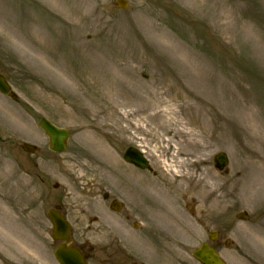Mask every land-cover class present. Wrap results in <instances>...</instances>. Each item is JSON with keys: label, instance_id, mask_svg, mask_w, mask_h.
I'll return each mask as SVG.
<instances>
[{"label": "rangeland", "instance_id": "1", "mask_svg": "<svg viewBox=\"0 0 264 264\" xmlns=\"http://www.w3.org/2000/svg\"><path fill=\"white\" fill-rule=\"evenodd\" d=\"M129 1L120 10L115 0H0V72L17 94H0V264H58L47 217L57 204L76 241L94 248L91 264L111 263L106 247L133 233L122 212L132 215L135 196L156 195L198 204L204 216L213 203L221 226L235 223L233 246L221 250L229 264H264V0ZM155 91L185 105V122H206L210 136L230 143L204 149L181 124L139 130L125 113ZM42 117L72 131L65 152L49 150ZM245 119L257 120L262 136ZM23 142L39 151L24 152ZM131 146L144 151L151 172L124 161ZM175 149L193 160L182 169L191 180L164 169ZM221 152L227 175L214 165ZM106 194L125 209L113 212ZM169 209L189 215L184 203ZM186 225L193 247L202 234ZM189 248L184 256L196 264Z\"/></svg>", "mask_w": 264, "mask_h": 264}, {"label": "flooded vegetation", "instance_id": "2", "mask_svg": "<svg viewBox=\"0 0 264 264\" xmlns=\"http://www.w3.org/2000/svg\"><path fill=\"white\" fill-rule=\"evenodd\" d=\"M184 207L190 208L186 202ZM209 207V214H212L210 216L196 214L192 207L186 216L172 214L173 211L169 209L171 205L154 196L138 200L134 206L133 221L129 213L122 216V221L125 219V223L133 230L132 236L127 243L120 237L116 244L106 247V261L113 256L112 262L106 264H193L184 256L192 244V240L186 235L193 233L191 227L188 229V223L195 224L193 227L202 234L197 244L207 242L221 254L224 247L232 244L229 239L235 223L227 220L228 223L221 226L219 214H214L212 210L213 203ZM78 247L90 260L92 248L88 247V252L85 245ZM195 263L200 264L198 261Z\"/></svg>", "mask_w": 264, "mask_h": 264}, {"label": "bare ground", "instance_id": "3", "mask_svg": "<svg viewBox=\"0 0 264 264\" xmlns=\"http://www.w3.org/2000/svg\"><path fill=\"white\" fill-rule=\"evenodd\" d=\"M194 73H191V74H194ZM160 95L161 94L158 91L152 92L149 95L150 100H151V101L149 100L150 102L143 101V100L142 102H137L136 108L135 110H133L132 113L131 112L125 113L128 117H130L129 114H131L133 117L134 116L137 117L138 122L141 123L138 125L139 130L141 129L142 132L151 133L153 125L156 126L155 127L156 130H159V129L166 130L167 128H169L170 124H181L182 129L180 130V132L183 134H186L185 139L188 138L189 141L192 139V142H193V137L197 136L198 138L196 139H198V142H200L199 139L201 140L202 144L200 146L203 147L204 149L209 148L213 142L222 143V144L230 143L226 135H220V138L215 137L213 135L210 136V132H209L210 125L206 122L202 123V125H198V123L196 122H195L196 124H192V123L190 124L189 122H185L183 119L184 110L186 109L184 107L185 105L183 106L182 104V106L181 105L177 106L175 103L176 101L174 102L171 96H169L168 98L173 103L169 105L168 104L169 101L165 100V98H163V96H160ZM123 104L125 103H120V106H122ZM129 106H134V104H130ZM149 111H152V112L149 114ZM246 121L250 123L252 128L255 127L257 131L261 129L256 126L257 124L256 122H255L256 124L254 123V121H257V120L253 119V121H248V119H245L244 122ZM144 122L146 123V126L149 127L150 129L142 125ZM262 132L263 130H260V134L258 136H262ZM193 143L196 144L195 141ZM183 144H185L186 146V142L184 140H183ZM190 144L192 145V143H189V145ZM185 153L187 152L181 151L179 149H175L174 155L172 156L173 160L171 161V163L164 165V169L166 170L167 174L172 173L173 176L180 177L181 180L183 179L191 180L192 179V176L189 172L182 171L183 167L186 164L194 163L193 160L191 159H179ZM174 160H176V162ZM199 161L200 159H197L195 162H199ZM202 177H203L202 180L205 181V177L204 176ZM207 178H209V175L206 176V179ZM0 202L2 201L0 200ZM1 206L2 204L0 205V208ZM8 220L10 219L8 218ZM8 220L7 222L10 225V229L14 228L12 225V221L9 222Z\"/></svg>", "mask_w": 264, "mask_h": 264}, {"label": "water", "instance_id": "4", "mask_svg": "<svg viewBox=\"0 0 264 264\" xmlns=\"http://www.w3.org/2000/svg\"><path fill=\"white\" fill-rule=\"evenodd\" d=\"M117 4L125 8L127 6L126 0H118ZM9 86L5 81V78L0 75V90L3 93L9 92ZM39 126L45 130L47 135L50 138V148L54 151L61 152L67 147L69 132L65 129H59L55 127L50 121L47 119H41L39 122ZM25 148L30 151H34V148L26 145ZM125 159L129 162L138 164L141 167L146 166V160L144 157L139 154L134 148H129L125 153ZM220 167H223L227 164L228 160L225 154H220L216 158ZM55 224L54 237L56 239H66L68 242L71 241L69 236V228L60 214H56L53 211L49 213ZM64 244L60 248H58L55 252L56 258L59 260L61 264H86L83 256L80 252L75 248H68ZM194 256L202 260L204 264H224L218 255L206 245L202 246L200 249L196 250Z\"/></svg>", "mask_w": 264, "mask_h": 264}]
</instances>
